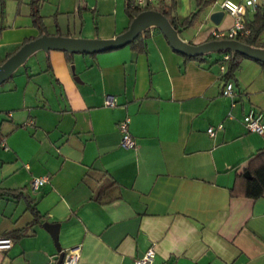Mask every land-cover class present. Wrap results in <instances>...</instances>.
Instances as JSON below:
<instances>
[{
    "label": "crops",
    "instance_id": "0c3cea01",
    "mask_svg": "<svg viewBox=\"0 0 264 264\" xmlns=\"http://www.w3.org/2000/svg\"><path fill=\"white\" fill-rule=\"evenodd\" d=\"M33 1L48 34L111 38L132 20L127 0H1L0 63L42 34ZM220 2L204 4L179 36L199 43L228 29ZM196 4L176 0L177 19ZM140 33L143 50L37 49L0 83V192L22 190L42 215L29 226L26 200L0 194V234L26 228L11 233L0 264H58L70 247L78 264H131L149 246L156 264H264V192L245 193L264 134L243 120L252 110L264 121V63L243 57L236 94L224 95V53L185 59L158 27ZM125 118L132 147L120 145ZM44 222L58 223L60 250Z\"/></svg>",
    "mask_w": 264,
    "mask_h": 264
},
{
    "label": "water",
    "instance_id": "95a60500",
    "mask_svg": "<svg viewBox=\"0 0 264 264\" xmlns=\"http://www.w3.org/2000/svg\"><path fill=\"white\" fill-rule=\"evenodd\" d=\"M222 14L223 10H214L210 14V19L218 23ZM150 26L158 27L167 37L171 46L183 54L198 55L211 51L231 50L240 52L250 58L264 61V46H254L237 38H213L199 43L186 41L179 36L178 30L161 11L150 8L137 13L125 31L111 38L75 37L62 34H48L45 32L25 41L17 50L0 63V83L5 81L25 61L28 55L37 49L61 48L70 52L99 51L126 44ZM71 67L73 68V65ZM245 175L249 177V171H245ZM44 226L49 228L55 244L60 250L61 247L58 244L57 238L58 223L44 222ZM63 254L64 251L61 250L58 264L61 263Z\"/></svg>",
    "mask_w": 264,
    "mask_h": 264
},
{
    "label": "trees",
    "instance_id": "16d2710c",
    "mask_svg": "<svg viewBox=\"0 0 264 264\" xmlns=\"http://www.w3.org/2000/svg\"><path fill=\"white\" fill-rule=\"evenodd\" d=\"M210 0H197L196 10L192 11L188 17L179 21L175 15L176 0H158L157 4H146L143 7L134 4L133 0L126 1V11L133 18L137 13L144 9H156L161 11L171 22V24L179 31L180 27H186L193 23L195 18L198 16L199 10L204 4ZM31 15L33 22L38 26L41 33L46 32V26L43 22L42 15L39 12V7L35 1L31 4ZM245 28L249 29L247 34H243L238 38L241 41L249 43L254 46H264V15L260 9L256 10L251 17L245 18ZM141 33H139L133 40L129 42L132 49L143 50L144 44L140 41ZM221 53H228V58L224 59L218 58L217 61H223L225 63V69L222 73V79L227 81L234 77L235 70L239 67L240 61L243 57L250 58L244 54L231 51L222 50ZM185 59L197 58L198 60L204 59V54L198 55H187L184 54ZM261 61V60H259ZM264 63V61H261ZM248 167L250 177L245 179V193L246 195H251L253 197L259 196L264 192V148L259 149L257 152L252 154L248 159ZM240 174V173H239ZM0 194L9 195L12 197H23L26 200L28 208L31 209L33 213V220L29 223L32 226L34 223L38 222L41 218V214L36 209L33 199L29 195H24L20 189H1ZM26 228H22L17 231H12L11 233H17L18 236L24 234ZM6 234L11 236L12 234Z\"/></svg>",
    "mask_w": 264,
    "mask_h": 264
},
{
    "label": "built area",
    "instance_id": "2783aa9c",
    "mask_svg": "<svg viewBox=\"0 0 264 264\" xmlns=\"http://www.w3.org/2000/svg\"><path fill=\"white\" fill-rule=\"evenodd\" d=\"M156 0H133L134 4L140 7L146 4H153ZM220 6L223 10L233 16V24L225 30L213 29L211 35L214 38H237L247 34L249 29L245 28V15L248 11H256L258 9L264 15V0H221ZM0 11H1V0H0ZM224 59L228 58V53H224L222 56ZM221 69H225V65L221 64ZM224 95L233 96L236 94L233 81L231 79L225 81L222 89ZM107 104H111L112 101L106 99ZM243 120L247 128L253 132L264 134V121L262 120L261 112H254L252 110L246 112L243 115ZM120 130V145L123 147H132L135 142L129 129V119L125 118L119 122ZM209 134L214 133V127H208ZM48 177L46 175L35 177L32 181L34 186L43 184ZM12 237L6 234H0V250L8 248L12 243ZM155 249L153 246H149L142 252L141 255L134 258L131 264H156L154 262ZM79 260V248L70 247L64 250V254L60 264H78Z\"/></svg>",
    "mask_w": 264,
    "mask_h": 264
}]
</instances>
